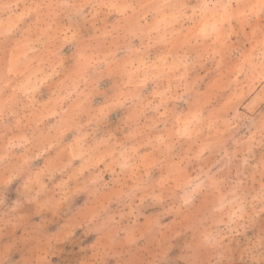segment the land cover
<instances>
[{
  "label": "clouds",
  "instance_id": "1",
  "mask_svg": "<svg viewBox=\"0 0 264 264\" xmlns=\"http://www.w3.org/2000/svg\"><path fill=\"white\" fill-rule=\"evenodd\" d=\"M0 264H264V0H0Z\"/></svg>",
  "mask_w": 264,
  "mask_h": 264
}]
</instances>
